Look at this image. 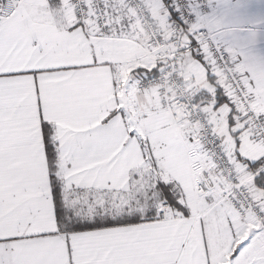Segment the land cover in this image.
Instances as JSON below:
<instances>
[{"label":"snow or ice","instance_id":"1","mask_svg":"<svg viewBox=\"0 0 264 264\" xmlns=\"http://www.w3.org/2000/svg\"><path fill=\"white\" fill-rule=\"evenodd\" d=\"M0 264H264V0H0Z\"/></svg>","mask_w":264,"mask_h":264}]
</instances>
